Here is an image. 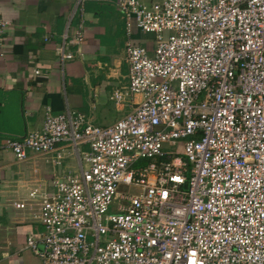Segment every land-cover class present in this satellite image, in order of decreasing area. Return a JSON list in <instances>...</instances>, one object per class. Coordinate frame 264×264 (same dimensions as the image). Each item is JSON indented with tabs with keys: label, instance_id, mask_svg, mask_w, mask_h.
<instances>
[{
	"label": "built area",
	"instance_id": "built-area-1",
	"mask_svg": "<svg viewBox=\"0 0 264 264\" xmlns=\"http://www.w3.org/2000/svg\"><path fill=\"white\" fill-rule=\"evenodd\" d=\"M113 2L157 40L152 57L127 46L115 95L133 110L106 127L48 110L0 141L58 168L15 203L43 226L26 247L43 264H264V0ZM74 154L78 169H62Z\"/></svg>",
	"mask_w": 264,
	"mask_h": 264
},
{
	"label": "crops",
	"instance_id": "crops-1",
	"mask_svg": "<svg viewBox=\"0 0 264 264\" xmlns=\"http://www.w3.org/2000/svg\"><path fill=\"white\" fill-rule=\"evenodd\" d=\"M113 1L88 0L82 12L77 0H0V18L9 23L0 37V141L42 128L48 110L79 112L102 127L133 110L134 101L125 97L120 103L115 95L129 84L126 49L129 43L147 47L153 33L142 31ZM61 46L74 58L62 59ZM73 157L77 165L69 163L71 169L66 162ZM79 165L74 154L62 169ZM57 169L42 153L19 160L12 151H0L1 263L25 264L20 248L43 226L15 203L27 199L32 187L46 185Z\"/></svg>",
	"mask_w": 264,
	"mask_h": 264
},
{
	"label": "rangeland",
	"instance_id": "rangeland-1",
	"mask_svg": "<svg viewBox=\"0 0 264 264\" xmlns=\"http://www.w3.org/2000/svg\"><path fill=\"white\" fill-rule=\"evenodd\" d=\"M147 41H149V43H150V44H147V47H148V55L150 57H152L154 55V49H155L156 44H157L156 36L152 34V37L149 38V40H147ZM131 101H132V98H128L126 100L127 103H130ZM164 148L165 149H168V145H165ZM71 162H72V164H75V162H77V158H74L73 157V158H71V160H69V162H66V164H67L66 166L67 167H69L71 169H74L75 166L77 165V163L75 164V166H73L72 164L69 165V163H71ZM145 163H147L146 160H141V161H139L138 166L144 165ZM48 167L50 169V166L49 165H48ZM52 172H51V174H52ZM120 189L126 190V187H122ZM26 198H27V196H26ZM20 250H21V254L23 256V260H24L25 264H43L42 261H41V259H39L33 253V251L30 248L26 247V244H24L23 247L20 248ZM0 264H8V263L7 262H3V263L0 262Z\"/></svg>",
	"mask_w": 264,
	"mask_h": 264
}]
</instances>
